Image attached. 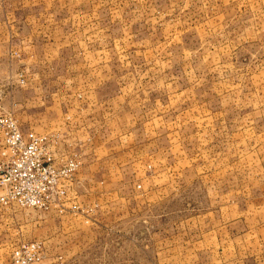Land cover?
<instances>
[{"label":"rangeland","instance_id":"374dc122","mask_svg":"<svg viewBox=\"0 0 264 264\" xmlns=\"http://www.w3.org/2000/svg\"><path fill=\"white\" fill-rule=\"evenodd\" d=\"M50 1L72 32L62 64L93 73L114 93L116 126L147 141L138 159L121 149L84 168L78 156L79 169H135L122 182L140 187L130 207L89 206L69 233L52 212L1 207L0 264L20 242L66 235L80 250L47 260L264 264V0ZM12 108L0 97V113Z\"/></svg>","mask_w":264,"mask_h":264},{"label":"crops","instance_id":"0c3cea01","mask_svg":"<svg viewBox=\"0 0 264 264\" xmlns=\"http://www.w3.org/2000/svg\"><path fill=\"white\" fill-rule=\"evenodd\" d=\"M51 3L50 0L0 3V97L10 95L15 103L11 112L22 130L47 137L57 157H83L84 168L121 149L126 151L123 154L127 162L138 159V150L147 141L139 142L128 121L126 125L116 126L118 105L114 93L110 94L112 98L107 96L108 90L106 96L102 95L105 88L92 80L93 73L82 70L81 75H76L75 71L68 70L67 62L62 64V46L72 44L69 41L72 32L62 33V19L52 14ZM21 74L26 85L16 90L17 93L12 86L10 92H5L3 88H9V79L19 83ZM84 168H78L74 175L63 211H50L62 218L66 233L85 223L87 208L91 205L97 207L98 213L104 203L130 207L134 202L129 190L133 192L140 187L122 182L135 169ZM146 194L137 196L138 200L145 201ZM78 236L85 237L82 232ZM62 238V244L59 239L52 242L53 238L43 241L47 256L55 253L63 258L80 250L79 245L64 243L67 235Z\"/></svg>","mask_w":264,"mask_h":264},{"label":"built area","instance_id":"2783aa9c","mask_svg":"<svg viewBox=\"0 0 264 264\" xmlns=\"http://www.w3.org/2000/svg\"><path fill=\"white\" fill-rule=\"evenodd\" d=\"M19 82H24L19 75ZM81 165L77 156L57 157L47 137L23 131L10 111L0 113V205L39 211L64 209V199ZM58 256L56 260H60ZM4 264H55L46 259L43 242H20Z\"/></svg>","mask_w":264,"mask_h":264}]
</instances>
